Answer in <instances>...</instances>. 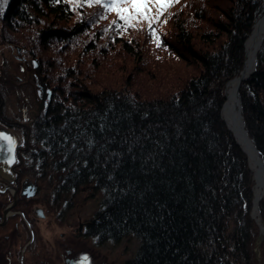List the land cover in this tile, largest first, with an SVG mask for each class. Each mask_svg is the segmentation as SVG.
<instances>
[{
  "label": "trees",
  "instance_id": "trees-1",
  "mask_svg": "<svg viewBox=\"0 0 264 264\" xmlns=\"http://www.w3.org/2000/svg\"><path fill=\"white\" fill-rule=\"evenodd\" d=\"M105 2L7 0L0 11L4 39L39 60L52 90L29 154L50 205L101 194L87 235L104 249L134 241L124 264H264L254 174L222 116L264 0H178L128 23ZM239 92L264 161V40Z\"/></svg>",
  "mask_w": 264,
  "mask_h": 264
},
{
  "label": "flooded vegetation",
  "instance_id": "flooded-vegetation-1",
  "mask_svg": "<svg viewBox=\"0 0 264 264\" xmlns=\"http://www.w3.org/2000/svg\"><path fill=\"white\" fill-rule=\"evenodd\" d=\"M0 64V130L16 139L14 178L0 175V264H107L98 238L87 235L96 214L73 223L69 206L50 205L54 190L46 189L34 170L29 154L43 110L38 111L42 96L33 63L19 61L16 70ZM15 193L18 201L10 207ZM85 255L88 260L82 262Z\"/></svg>",
  "mask_w": 264,
  "mask_h": 264
},
{
  "label": "rangeland",
  "instance_id": "rangeland-1",
  "mask_svg": "<svg viewBox=\"0 0 264 264\" xmlns=\"http://www.w3.org/2000/svg\"><path fill=\"white\" fill-rule=\"evenodd\" d=\"M3 34H4V30L0 24V63L2 62V63H4L5 66L11 68L12 70H14V69L16 70V68L19 69V66H18L19 61L26 60V61L33 63L34 59H37V58L31 56L28 52L26 53L23 50H21V48L19 46L8 44L3 37ZM263 40H264V38H262V41ZM246 56H247V52H246ZM33 66H34V64H33ZM40 67H41V65H40ZM255 67H256V65H255ZM254 71H255V69H254ZM35 73H36V70H35ZM40 73H41V76H43L42 71ZM233 80H231V81H233ZM44 81H45V79H44ZM230 82H228V83H230ZM1 88H3V87H1ZM226 91H227V88H226ZM226 91H225V96H226ZM1 96H0V98H1ZM49 104H50V101H49L47 107L49 106ZM241 104H242V102H241ZM47 107L45 109H47ZM223 108H224V106H223ZM45 109H41L40 105L38 107V111L43 110V114L45 113ZM222 116H223V110H222ZM226 124H227V122H226ZM227 126H228V124H227ZM228 128L230 129L229 126H228ZM230 131L232 132L231 129H230ZM232 134H233L235 140L237 141L235 134L233 132H232ZM33 140H34V137H33ZM33 144L35 145V140H34ZM248 159H249L250 169L253 172V169H252L251 164H250L249 156H248ZM33 167H31V171L33 170ZM253 174H254V172H253ZM254 181H255V184L253 187L254 199H253L252 217L254 219H256V221L258 222V224L261 227V231L264 232V226L261 224V217H260V201L258 203L257 212H256V205H255L256 180H255V177H254ZM45 186H46V184H45ZM263 197H264V193H263V196L261 197V199ZM77 200H79V202L76 203V205L73 208H71V221H73V223L77 224L78 220H87L90 217H92L93 215H95L96 212H98L101 209V194L98 193V194L93 195V193H91V188H84L83 191L81 192V195L77 196ZM72 225H74V224H72ZM137 247L138 246L134 241H126L122 244H119V246H112L111 248H108V249H107V247H105V250L103 248V260L105 262H107V264H124V262L133 255V253L136 251Z\"/></svg>",
  "mask_w": 264,
  "mask_h": 264
},
{
  "label": "bare ground",
  "instance_id": "bare-ground-1",
  "mask_svg": "<svg viewBox=\"0 0 264 264\" xmlns=\"http://www.w3.org/2000/svg\"><path fill=\"white\" fill-rule=\"evenodd\" d=\"M264 36V14L254 24L252 33L246 42L247 59L245 62L244 76H249L254 71L255 60L257 59V52L260 49ZM250 77V76H249ZM242 80V79H241ZM240 78H236L228 83L226 91V102L223 108V117L227 122L230 129L234 132L237 139L242 142V145L247 150L250 156V164L254 172L256 180L255 185V205L256 212L258 203L264 193V168L261 160L258 158L245 130L241 120L240 100L238 97V89L241 81ZM244 121V120H243Z\"/></svg>",
  "mask_w": 264,
  "mask_h": 264
},
{
  "label": "snow or ice",
  "instance_id": "snow-or-ice-1",
  "mask_svg": "<svg viewBox=\"0 0 264 264\" xmlns=\"http://www.w3.org/2000/svg\"><path fill=\"white\" fill-rule=\"evenodd\" d=\"M6 2L7 0H0V11H2ZM93 2L99 4L101 0H89V5ZM174 2H178V0H106L103 6L110 11H116L119 19L128 23L137 17L151 21L154 19V17L150 15L153 5L157 8V16H159ZM124 5H130V9L124 7ZM0 141L6 142L7 152L11 155L14 151V139L7 134L0 133ZM0 151H4L3 146H0ZM6 162L11 163V158ZM87 260L88 257L86 255L81 258L82 262H86Z\"/></svg>",
  "mask_w": 264,
  "mask_h": 264
},
{
  "label": "water",
  "instance_id": "water-1",
  "mask_svg": "<svg viewBox=\"0 0 264 264\" xmlns=\"http://www.w3.org/2000/svg\"><path fill=\"white\" fill-rule=\"evenodd\" d=\"M263 38H264V36H263ZM33 64H34V67H35V70H36V83H37V86H38L40 95L42 96V102H41L40 106H41V109H45L47 107L49 101H51V99H52V90L49 88V86L44 81L43 76H41V73H40L41 72V67H40L39 61L37 59H34ZM255 64H256V60H255ZM244 69H245V65H244L243 70L240 73V76H238L240 78V80L242 79L241 81H244V80L248 79L249 76H250V75L249 76H244ZM238 77H236V78H238ZM227 86H228V84H227ZM240 86H241V83L239 85V88H240ZM238 97H239V100H240V111H241L240 116H241V120H242V123H243L242 126H243V128L245 130V133L247 134V137L249 138V141L251 142V144H252V146H253V148H254V150H255L258 158L261 160V162L263 164V168H264V161L261 158L260 153H259L257 147L255 146L254 142L252 141V139L250 138V136L248 135V133H247V131L245 129V125H244V121H243V117H242V104H241V97H240L239 89H238ZM0 133L7 134V135L11 136L14 139V141H15L14 151H13V153L11 155L7 152V144H6V142L5 141H0V146H3L4 147V151H0V175L3 177V179H10V180H12L14 178V173L12 172V165L16 161V151H15V148H16V139L12 135L8 134L7 132H5L3 130H0ZM236 139H237V137H236ZM237 142H238L239 145H241V147L243 148V150L249 156V153L247 152V150L242 145V142H240L238 139H237ZM10 158H11L12 162L11 163L6 162ZM249 158H250V156H249ZM7 188L14 189L13 187H10V186H7ZM14 196H15L14 197L15 200L10 205V207H12L13 205H15L17 203V201H18V195L15 193Z\"/></svg>",
  "mask_w": 264,
  "mask_h": 264
}]
</instances>
